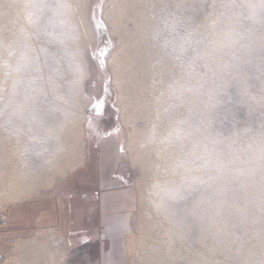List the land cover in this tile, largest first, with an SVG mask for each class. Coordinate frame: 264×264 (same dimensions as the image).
I'll use <instances>...</instances> for the list:
<instances>
[{
    "label": "rangeland",
    "instance_id": "rangeland-1",
    "mask_svg": "<svg viewBox=\"0 0 264 264\" xmlns=\"http://www.w3.org/2000/svg\"><path fill=\"white\" fill-rule=\"evenodd\" d=\"M115 189L131 264H264V0H0V224ZM55 237L1 264H64Z\"/></svg>",
    "mask_w": 264,
    "mask_h": 264
},
{
    "label": "crops",
    "instance_id": "crops-1",
    "mask_svg": "<svg viewBox=\"0 0 264 264\" xmlns=\"http://www.w3.org/2000/svg\"><path fill=\"white\" fill-rule=\"evenodd\" d=\"M136 210V193L127 189L55 192L13 203L0 224V264L12 250L11 240H28L44 228L55 229L63 242L64 264H131Z\"/></svg>",
    "mask_w": 264,
    "mask_h": 264
},
{
    "label": "bare ground",
    "instance_id": "bare-ground-1",
    "mask_svg": "<svg viewBox=\"0 0 264 264\" xmlns=\"http://www.w3.org/2000/svg\"><path fill=\"white\" fill-rule=\"evenodd\" d=\"M79 117H80V120L83 119V115L80 114ZM79 117H78V118H79ZM73 122H74V120H73ZM79 123H80V122H79ZM67 128L69 129L68 131H72L74 128L80 130V126L77 124V122H74L73 125H72V123H69ZM79 135H81V132H79ZM79 162H80V160L77 161V163H79ZM71 167H72V166H71ZM46 184H47V183H46ZM49 184H51V183H49ZM42 186H43V185H42Z\"/></svg>",
    "mask_w": 264,
    "mask_h": 264
}]
</instances>
